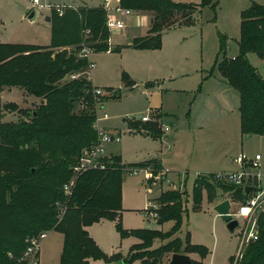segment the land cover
I'll use <instances>...</instances> for the list:
<instances>
[{
    "label": "trees",
    "instance_id": "trees-1",
    "mask_svg": "<svg viewBox=\"0 0 264 264\" xmlns=\"http://www.w3.org/2000/svg\"><path fill=\"white\" fill-rule=\"evenodd\" d=\"M120 5L150 14L147 34L133 38L130 44L109 43L106 11L101 5L51 9L46 16L51 32L49 45L0 43V92L6 87H18L40 99L34 109L23 111V119L0 122V264H39L38 252L33 262L25 252L31 238L50 230L63 235L59 264H92V260H102V264H131L134 260L140 264H163L166 253L197 252L204 258L208 252L204 245L190 242L189 232L183 241L174 236L185 212L186 192L179 188L162 191L155 199L158 206L145 210L147 216L156 214L153 218L158 224L173 221L170 231L122 227L120 189L125 166L158 163L155 159L125 165L120 156L104 157L103 167L78 173L69 193L63 190L82 151L97 143L95 110L107 99H95V87L86 76L65 79L89 68L90 61L82 50L159 49L164 28L175 23L189 24L195 10H214L217 0H200L198 6L172 0H120ZM179 14L182 22L177 19ZM237 45L238 53L234 57L224 55L217 68L224 82L238 92L241 134L264 135V80L247 58L248 53H254L264 59L263 5L252 2L240 12ZM78 105L80 110L76 112ZM5 108L15 109L13 104L0 103V110ZM132 123L129 125L136 126ZM148 123L142 127L161 136L159 125ZM203 175L197 174L193 184L194 210L200 207L203 187L211 183L210 173L204 175L210 179ZM219 185L231 197H246L242 186ZM102 219L114 221L122 238L138 239L129 247L127 256L106 254L89 235L86 226ZM156 238L168 241L154 248ZM193 262L191 259L190 264ZM240 264H264V211L258 216L257 239L247 245Z\"/></svg>",
    "mask_w": 264,
    "mask_h": 264
},
{
    "label": "rangeland",
    "instance_id": "rangeland-1",
    "mask_svg": "<svg viewBox=\"0 0 264 264\" xmlns=\"http://www.w3.org/2000/svg\"><path fill=\"white\" fill-rule=\"evenodd\" d=\"M74 1L41 0L35 5L32 0H0V43L49 45L51 42L50 25L45 22L44 15L49 14L53 8L63 7L54 5L72 4ZM172 1L192 3L194 6H198L200 2V0ZM254 1L264 6V0ZM110 4L112 6L115 3ZM101 5L104 7L103 1ZM248 6H250V0H218L214 10L210 7H203L200 13L195 10L191 14V22L181 23L186 26L175 31L188 41H195L188 45V50L196 60L202 61L204 81L202 84L199 83L197 89L194 88L193 93L187 94L186 92V94L179 95L177 119L173 120L172 126L167 123L170 130L167 127L168 131L161 136H154L150 132H139L129 125L135 121L140 122L144 115H148L150 121H155L154 111L161 104V93H164L163 90L157 88L156 84L152 85V81L155 80L152 72L157 65L156 62H147V57L141 56L137 50H123L122 48L120 50L124 51L122 55L120 51L92 52L90 55L92 66L87 68L94 81L102 82L106 78L110 82L109 86L113 87V91L120 92V98H104L102 105L97 104L95 110L100 130L114 131L116 129L121 132L119 141L102 142L104 157H109L106 153L110 152L119 155L121 153L125 162L143 161L154 157L161 164L174 166L173 169L180 172L183 186L178 188L186 192L185 212L181 227L174 236L180 237L183 241L186 232H189L191 243L204 245L208 249L204 258H201L197 252H190V258L194 261L191 264H196V262L240 264L247 245L252 242V240L245 239L238 254L239 227L230 232L210 204L207 193L211 194L213 200L230 199L232 206L244 199L231 197L230 193L220 185L218 186V183H231L218 177L219 172L210 173L211 179L208 175H203L205 178L209 177L211 183L209 182L210 184L202 189L201 204L198 210L193 209L192 200L193 184L197 172H204L207 169L224 173L240 172L243 169V163L239 165L233 159L239 154H243L247 159H253L256 154H259L261 157L258 160L259 165L256 167L250 165L246 170L254 177H259L264 173V135H242L237 97L233 98L226 93L222 98V95L216 94V90L219 89L220 75L217 62L224 55L228 57L238 53L236 39L240 31V12ZM31 11L35 12L32 21L28 19ZM141 13L132 12L129 16L121 13L113 14L115 19L124 23V26L119 32L112 31L113 28H111L109 42L112 46L125 45L131 33H144L145 28L142 25L145 23V17L141 16ZM182 18L183 16L179 14L177 19H181L182 22L184 20ZM175 32L171 30L166 35ZM166 48L167 44L161 51H165ZM247 58L264 80V59L254 53L247 54ZM87 69L74 72L65 79L88 77ZM128 81L132 83L128 84ZM149 81L152 83L149 84ZM97 88L101 90V96L113 97L109 87ZM199 88L202 89L201 92L198 91ZM39 101V98L27 94L22 88H4V91L0 93V103L2 105L13 104L15 109L0 110V122L23 119L25 117L23 111L34 109ZM189 104L192 105L190 116L188 114ZM74 110L79 112L80 105ZM95 125L96 120L93 124L94 128ZM157 166V163L136 167L125 166L120 189L122 206L120 222L124 229L146 228L158 229L161 232L171 230L172 221L158 224L152 216H147L145 212L149 206L156 208L158 205L155 197L161 191L172 187L166 179H163L164 172ZM142 170L150 173V177L147 178ZM263 211L264 206L254 216L257 235L258 216ZM238 222L239 226H242L243 219L239 218ZM114 224L115 222L102 219L100 222L90 224L87 231L106 254L120 253L122 257H125L128 255L129 247L138 239L132 236L122 238ZM167 241L168 239L156 238L153 247H159ZM62 246L61 232L55 230L45 232V236L39 240L37 253L39 264H59ZM171 255V253H166L163 256V264H169ZM30 258L31 256L27 257L29 260ZM105 264H116V262L111 261ZM131 264H140V261L134 260Z\"/></svg>",
    "mask_w": 264,
    "mask_h": 264
},
{
    "label": "crops",
    "instance_id": "crops-1",
    "mask_svg": "<svg viewBox=\"0 0 264 264\" xmlns=\"http://www.w3.org/2000/svg\"><path fill=\"white\" fill-rule=\"evenodd\" d=\"M252 2H256V1L250 0V5ZM101 3H102V0H75L72 4H67V3H63V4L67 5V6L76 7V6H80V5L100 6ZM64 5L57 4L54 6H64ZM201 10H202V8H198L197 12L200 13ZM132 12H142L141 16L145 17V23H144V25H142V27L145 28V31H144V33L137 32V33L129 34V38H128L129 40H126L125 44H130L131 41L133 40V38H135V37H140V36L146 35L148 30H149V27H150V14H149V12L134 11V10ZM47 15H48L47 13L44 15V18H45L44 20L48 25H50L49 22L46 20ZM239 24H240V21H239ZM185 26L186 25H181L180 23H175L174 25H170V26L164 28L161 32L162 33L161 34L162 44H161V47L159 49L123 48V50H129V49L137 50V51H139V54L141 56L147 57V59H148V60H146L147 62H156L157 65H156L154 71L152 72V73H154L153 77L155 78V80L152 81L153 83L151 81H149V84L150 83H152V85L156 84L157 88L164 91V93H161V95H162L161 104L154 111L153 116H154V119L156 122L155 121L143 122L141 120H140V122H136V121L133 122L136 126H132V128L135 130H138L139 132H143V133L148 132L146 129H144L142 127L143 123H147V122L159 123L160 122L161 124H159V126L161 127L160 129L162 130V134H165L166 131L170 130V127L168 125L170 124V126H172V124L174 123L173 120L177 119V113H178L177 110L179 108V103H180L179 95L182 93L186 94V92H187V94L193 93L194 88L197 89L199 83L202 84V81H204L203 72H202L203 68H201L202 67V64H201L202 61L196 60L194 56H191L192 55L191 51L188 50V45L193 44L195 41L194 42L188 41L187 38H183L179 35V33L175 32L176 30L181 29L182 27H185ZM111 28H113L112 31L114 30L115 32H119L121 29H123V27L117 28V27L111 25L109 27L110 35H111ZM171 30H174L175 33L170 34V35H166V33H168ZM238 38H239V36H238ZM238 38L236 40H238ZM109 40H110V37H109ZM109 43H111V42H109ZM166 44H167V48L165 49V51H161L162 49H164L166 47ZM122 51H120V55L123 54L124 51L123 52ZM92 52L93 51H90L87 54V58L89 59V61H90V55ZM106 53H110V51H106ZM234 56L235 55L228 56V57H234ZM88 78H89V81L91 82V84L95 88L96 87H105V86L109 87V90L111 89L110 92H112V95H113V92H114L113 87L109 86L110 82H108V80L106 78H104L102 80V82H96L91 77L90 71H88ZM218 82H219V85H218L219 89L216 90V94L218 96L222 95L221 96L222 98H224V95L226 93H229L233 98L237 97V99H238V112H239V95H238V92L235 89H233L232 87H231L232 88L231 89L229 87V85H227L224 82V80L221 78L220 75L218 78ZM133 84H135V83H133ZM164 84H166V86ZM225 85L228 87H226ZM201 90L202 89L199 88L198 91L201 92ZM115 91H117V90H115ZM117 92H118V94L113 95L112 98H110L109 96H106L107 99H118V98H120V92L119 91H117ZM101 105H102V103H101ZM191 107H192V105L189 104L188 105L189 116H190V108ZM104 116H106V115H104ZM239 117H240V115H239ZM167 123H169V124H167ZM96 125H97V118H96ZM165 126L168 127V130H164ZM129 128H130V126H129ZM106 130H108V129H106ZM108 131H110V130H108ZM110 132H112V133L118 132L121 135V132L119 130H116V129H114V131H110ZM106 155L120 156L121 162L125 165L130 164V163H141V162L152 159V158H150V159H146L143 161L125 162L121 153L119 155L117 153L110 152L108 154L106 153ZM236 157L233 158L235 162H237L235 160ZM153 159H155V158L153 157ZM155 160H157V159H155ZM157 162H158L157 164L159 165V167L164 172L163 179L164 180L166 179L168 181L167 183L172 185L171 188H167L165 190L175 189V188H178L180 186H183L182 180L180 177V172L176 171V169H173L174 166H171L168 164L163 165L160 163L159 160H157ZM237 163L239 164V162H237ZM243 167H245L244 162H243ZM142 171H144L145 174L148 173L146 170H142ZM212 172H220V171L207 169L204 172H197L196 175L200 174V173L206 174V173H212ZM150 185H151V183H150ZM150 185H148V186H150ZM157 197H155V199ZM226 199H228V198H226ZM220 201H221L220 199L210 200V204H211V206L214 207V205ZM229 201H230V205L232 206V201L230 199H229ZM105 220H107V219H105ZM100 221H102V220H100ZM107 221H111V220H107ZM112 222H114V221H112ZM87 227L88 226H86V230H87ZM91 263L92 264H99V263L102 264V260H92Z\"/></svg>",
    "mask_w": 264,
    "mask_h": 264
},
{
    "label": "built area",
    "instance_id": "built-area-1",
    "mask_svg": "<svg viewBox=\"0 0 264 264\" xmlns=\"http://www.w3.org/2000/svg\"><path fill=\"white\" fill-rule=\"evenodd\" d=\"M104 3V9L106 11V22L108 27L115 26L117 28H122L124 23L118 19L114 18L115 13H121L125 16L131 15L132 11L129 8H124L120 5V0H102ZM33 4H39L40 0H32ZM110 3H115L114 5L110 6ZM109 7V9H108ZM58 8V7H57ZM90 51L88 49H83L82 53L84 56ZM92 66V62L89 63V67ZM101 90L99 88L93 89V96L95 99H99L101 96ZM141 121H150V117L148 115H144L141 117ZM95 129L97 132V143H95L90 148L84 149L81 153L80 158L72 167V178L68 183L63 186V190L65 194L69 193V190L74 182L75 176L78 173L86 171L91 168H99L103 167L102 157L104 153H102V142L103 141H119L120 134L119 133H112L107 130H103L95 125ZM164 130H167V127H164ZM261 157L259 154H256L253 159H247L243 154H239L235 160L239 163L246 162L245 167H243L242 171L240 172H232V173H224L219 172L218 177L224 178L235 185L242 184V188L246 186H252L253 188L246 193V197L243 201L237 202L234 206L230 207V214L232 218L243 219L242 226H239V246H238V254L243 241L246 240H256L257 239V230H256V223L254 220V216L256 213L264 206V173L261 174L259 177H254L251 172H248L246 169L248 166L256 167L258 166ZM150 174V173H149ZM148 173L145 174L147 178L150 177ZM150 216L155 217V213H150ZM239 224V222H238ZM45 236V233H41L38 237L30 239V245L27 247L25 255L31 256L30 260L34 259L35 254L38 252L39 248V240Z\"/></svg>",
    "mask_w": 264,
    "mask_h": 264
},
{
    "label": "water",
    "instance_id": "water-1",
    "mask_svg": "<svg viewBox=\"0 0 264 264\" xmlns=\"http://www.w3.org/2000/svg\"><path fill=\"white\" fill-rule=\"evenodd\" d=\"M35 16V12L31 11L28 15V19L32 21L33 17ZM118 92L114 91L113 95H117ZM253 187L246 186L244 187V192L248 193ZM230 201L229 199H224L218 203H216L213 207V210L220 216V218L225 222L227 229L230 232H233L236 227H238V221L235 218H232L230 214ZM191 258L186 253H173L171 255L169 264H190Z\"/></svg>",
    "mask_w": 264,
    "mask_h": 264
}]
</instances>
